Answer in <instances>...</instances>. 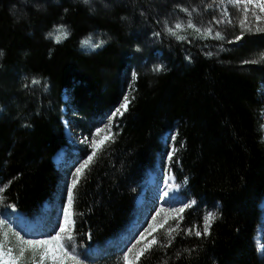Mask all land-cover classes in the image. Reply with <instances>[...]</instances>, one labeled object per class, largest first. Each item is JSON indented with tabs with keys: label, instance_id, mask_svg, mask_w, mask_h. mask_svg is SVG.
I'll use <instances>...</instances> for the list:
<instances>
[{
	"label": "trees",
	"instance_id": "1",
	"mask_svg": "<svg viewBox=\"0 0 264 264\" xmlns=\"http://www.w3.org/2000/svg\"><path fill=\"white\" fill-rule=\"evenodd\" d=\"M195 5L201 0H0L1 210L44 220L42 205L56 199L66 170L52 161L69 145L62 108L75 131L92 135L129 90L113 138L74 189L77 253L95 264L118 259L121 248L107 241L127 231L168 137L170 170L195 204L170 244L138 264H264L255 240L258 227L264 232V31L221 53L211 39L170 34ZM60 26L68 36L56 43L48 34ZM93 34L101 46L85 51ZM210 212L209 233L188 234L203 232Z\"/></svg>",
	"mask_w": 264,
	"mask_h": 264
},
{
	"label": "rangeland",
	"instance_id": "2",
	"mask_svg": "<svg viewBox=\"0 0 264 264\" xmlns=\"http://www.w3.org/2000/svg\"><path fill=\"white\" fill-rule=\"evenodd\" d=\"M201 4L202 5L192 6L191 8H187V7L185 8V12H186L185 18L178 19V21L175 22V24L181 23L182 25L185 26L183 30H176L177 35L180 37L191 36L200 40L211 39L214 41L213 45L215 48H212V51L215 53L216 52L221 53L226 50L232 49L233 45L239 43L241 40L240 39L237 41L236 37L241 35L240 34L241 28L239 26V21L242 18V10L244 7L243 0H241L239 4L229 3V0H223V2H221V0H201ZM251 7L252 6L249 5V8ZM225 9H227V13H228L227 17L223 15ZM256 11L258 12L259 10L256 9ZM249 15L251 19V14ZM228 19H230L232 23H227ZM188 20H191L193 24L196 26V28L201 29V32H197L195 31V29H188L186 27ZM217 20H225V22L216 23L215 21ZM209 27L212 29V34L209 36L203 35L202 34L203 30ZM260 27L264 28V23H261ZM57 28H55L51 33L57 34L55 32ZM168 28H174V26L171 25L167 26L166 29L167 31ZM252 31L253 32L256 31L255 27H253ZM216 32H219L223 36V39L217 38L215 35ZM245 34H248V31H244L243 35ZM89 38H91L92 44H101V34H93L85 38L84 40ZM229 41H233V42L230 43ZM82 48L85 51L91 52L97 49L98 47L94 48L91 46L82 45ZM132 85H133V81L130 82V86ZM128 94H129V90L126 92L127 96ZM261 94L263 97L264 92H261ZM64 99L66 100L67 98ZM263 103H264V97H263ZM62 112L67 115L63 119L64 131L68 142H70L72 145V148L69 149V152L65 153L64 157L60 155V158L62 157V159L61 162L59 163V168L66 170L63 173V180L61 181L60 186L58 188L59 190L57 192L56 199L53 202H44L42 205L43 207L42 212L44 214L43 218L45 219L40 221H35V228L31 230L30 229L31 226L29 227L28 222H24L25 223L24 227L21 225L23 222H21V219L19 217L20 215L23 214H21L17 209H11L7 213L0 209V218H4L6 216L9 220V223L13 226V229L16 231H20L21 234L25 235L27 238H46L48 235L53 234L54 231L58 230L56 226L58 223L62 222V207L66 206L67 203L66 187L71 185V180L73 178L72 174L74 173L75 168L78 167L79 164L83 162L92 151L89 144L81 143V140L86 136L89 137V140H91L92 137L95 135L96 130L93 132L92 135H84L75 131L72 128L71 123L68 121V116H70V118L74 116L70 108L67 106L63 107ZM113 122L114 121H112V133H113ZM108 123H109V117L98 128H103ZM262 128L264 135V109L262 114ZM103 135L104 133H101V137H98L97 139L102 138ZM163 142L168 150L166 151L165 154L160 155L158 157L157 161L154 164L155 166L153 171L148 172L149 177H151L152 174L155 173L156 174L155 176L157 177V179H160V181H157L151 186L149 185L147 188L144 187L145 184H143L142 188L140 189L139 191V194H141L139 196L140 202L137 201L139 204L135 202L136 205L139 206L138 209H136V214L130 224L126 239L121 237L116 241H109V246H116V247L119 246L121 248V250H119V252H121L120 256L112 264H123L122 254L128 247H131V245L135 243V240L138 239V233L143 229L147 228L148 224L152 223L151 217L155 215L156 211H160L162 208L164 209V211L160 212V216L157 217V224H159L164 220L166 214L170 212L173 208H178L185 203H191L181 193L182 190L181 186H179V192L177 193V195H172L170 192L169 197L163 196V192L167 188L165 182L169 181V172H171L170 170L171 160L167 158L166 154L170 152L173 148L172 141L171 140L169 141V138H166ZM80 152H82L83 155H78ZM69 167L70 169H68ZM172 176L174 175L172 174ZM175 193L176 191H173V194ZM62 197H64V200L63 203L60 204L59 201ZM208 214L209 213L205 214L204 220ZM71 220L73 221V214L71 215ZM261 221L264 223V210L262 212ZM175 223L176 221L173 220L171 216H168V224L165 225V228L169 226H174ZM203 227H204V222H203ZM262 233H263V228L258 227L256 233L257 249L258 246L260 248L263 247V245H261L260 242L261 241L260 238H262L263 236ZM155 235L162 243L167 242L169 240V238L164 234L163 229L156 232ZM9 238L11 240L15 239L14 237L11 236V234H9ZM0 239H2V233H0ZM91 250L95 252L97 251V248L94 249L92 248ZM130 259H134V255H130ZM82 261L83 264H95L83 258Z\"/></svg>",
	"mask_w": 264,
	"mask_h": 264
},
{
	"label": "snow or ice",
	"instance_id": "3",
	"mask_svg": "<svg viewBox=\"0 0 264 264\" xmlns=\"http://www.w3.org/2000/svg\"><path fill=\"white\" fill-rule=\"evenodd\" d=\"M223 2V0H221ZM241 0H229V3L239 4ZM244 7L242 10V18L239 21L241 28V35L236 37V40L243 38L244 31H252L255 27L256 31H264L261 28V23H264V0H243ZM249 5L252 7L249 8ZM256 9L259 11L257 12ZM251 14V19L250 15ZM223 15L228 16L227 9L224 10ZM216 23H224L225 20H217ZM227 23H232L230 19ZM185 26L181 23L174 25V28H168V31L172 35H177L176 30H183ZM186 27L188 29H195L197 32H201V29L196 28L191 20H188ZM57 34L49 33L50 37H53L56 43H60L61 39H66L68 32L64 29V26H60L55 30ZM203 35L209 36L212 34V29L209 27L203 30ZM159 35V33H157ZM217 38L223 39V36L219 33H215ZM178 39L183 37L177 36ZM230 43L233 41H229ZM82 45L91 47H100V44H92L91 38L82 41ZM155 71L162 70L160 67H156ZM133 80L136 78V73H132ZM37 83V81H32ZM131 103L129 96L125 95L122 99V103L117 106L109 115V123L103 128H98L95 131V135L89 140V137H84L81 143L89 144L92 151L86 157V159L75 168L72 174L71 185L66 187V206L62 207V222L58 223L53 234L48 235L46 238H27L21 234L20 231L13 229V226L9 223L8 218H0V233H2V239H0V264H83L81 256L77 253L74 243V221L71 220V209L74 203V189L80 182L81 177L84 175L86 169L89 168L94 158L97 156L98 151L102 149L106 142L111 140L114 136L112 133V121H115L117 117H122L124 112L128 110V106ZM101 133H104L102 138ZM170 139L174 140V137ZM176 152V148L173 147L168 152L167 158L172 159ZM175 177L169 172V181L174 182ZM166 181L167 188L163 192L164 197H169L171 191H178L179 185H174ZM6 190V187L0 186V194ZM0 195V199H2ZM195 201L191 203H185L178 208H173L168 212L164 220L157 224V217L160 216V212L164 211L162 208L160 211H156L155 215L151 217L152 223L148 224L147 228L138 233V239L135 243L128 247L122 254L123 264H138L139 260L147 251H150L153 246L161 244L162 242L156 237L155 233L163 229L164 234L169 238L170 244L173 233L180 229V223L183 220V213L187 208L194 206ZM168 216H171L176 221L174 226L165 228L168 224ZM215 216L213 213H209L204 220L203 232L198 229H188V234H194L197 237L201 235H207L211 227V222ZM9 234L14 237V240L9 238ZM139 246V247H138ZM167 246V245H164ZM130 255H134V259H130Z\"/></svg>",
	"mask_w": 264,
	"mask_h": 264
},
{
	"label": "bare ground",
	"instance_id": "4",
	"mask_svg": "<svg viewBox=\"0 0 264 264\" xmlns=\"http://www.w3.org/2000/svg\"><path fill=\"white\" fill-rule=\"evenodd\" d=\"M163 138H164V137H163ZM165 139H166V138H165ZM162 141H163V140H162ZM163 144H164V143H163ZM170 144H171V143H170ZM69 149H70V148H69ZM66 152H69V150H67ZM59 157H60V155H59ZM140 195H141V194H139V195H138V198H137V199H138L137 201H139V202H140V198H139ZM19 218L21 219V222H23V223L21 224L23 227L25 226V223H24V222H28V223H29V227L31 226V227H30L31 230H33V229L35 228V222L29 221V220L26 221L27 218H26L24 215H20ZM28 223H27V224H28Z\"/></svg>",
	"mask_w": 264,
	"mask_h": 264
}]
</instances>
